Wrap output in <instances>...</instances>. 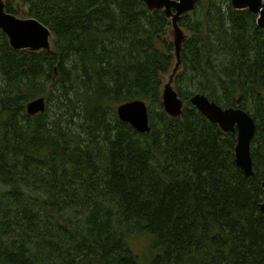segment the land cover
<instances>
[{
	"label": "trees",
	"instance_id": "obj_1",
	"mask_svg": "<svg viewBox=\"0 0 264 264\" xmlns=\"http://www.w3.org/2000/svg\"><path fill=\"white\" fill-rule=\"evenodd\" d=\"M53 33L15 50L0 29V264H264V33L231 0H199L175 89L172 22L144 0H17ZM6 10L16 14L14 2ZM202 93L256 120L254 173L236 132L190 103ZM45 96V112L26 105ZM147 102L151 130L117 107Z\"/></svg>",
	"mask_w": 264,
	"mask_h": 264
},
{
	"label": "water",
	"instance_id": "obj_2",
	"mask_svg": "<svg viewBox=\"0 0 264 264\" xmlns=\"http://www.w3.org/2000/svg\"><path fill=\"white\" fill-rule=\"evenodd\" d=\"M199 0H144L150 11L162 10L170 19L175 35V54L177 62L169 74L168 82L162 87V103L166 113L172 118H178L184 112L185 103L175 89V78L181 69V49L187 39L185 31L180 26V19L189 13H193ZM237 10H249L257 16V24L264 33V0H231ZM28 15V13H27ZM0 29L7 36L11 47L15 50H30L40 52L51 50V38L53 33L49 27L35 17L20 18L17 14L6 10L5 0H0ZM209 121L219 125L224 132L237 133V145L235 147L236 164L246 175L254 173L252 159V141L256 131V120L249 111L240 107L224 108L207 95L197 93L190 99ZM30 115H36L46 111L47 100L45 96L31 100L26 105ZM117 113L121 121L129 123L140 133L151 130L149 107L146 101L136 99L123 103L117 107ZM264 195V182H262ZM264 214V199L260 205Z\"/></svg>",
	"mask_w": 264,
	"mask_h": 264
},
{
	"label": "rangeland",
	"instance_id": "obj_3",
	"mask_svg": "<svg viewBox=\"0 0 264 264\" xmlns=\"http://www.w3.org/2000/svg\"><path fill=\"white\" fill-rule=\"evenodd\" d=\"M6 1L7 0H5V2ZM10 1H13L14 2L15 8L17 9L16 14L18 15V17H20V18H25V17H28V16L31 17L30 15H27V13H29V7L28 6L22 4L21 2H19L17 0H10ZM172 31H173V26H172L171 34L170 35H171L172 41L174 42L175 35H173ZM185 35H186V37L188 35V33L186 31H185ZM173 37H174V39H173ZM52 40H53V37L51 38V41ZM168 80H169V75H166L164 77V82H163L164 84L163 85H165L168 82Z\"/></svg>",
	"mask_w": 264,
	"mask_h": 264
},
{
	"label": "flooded vegetation",
	"instance_id": "obj_4",
	"mask_svg": "<svg viewBox=\"0 0 264 264\" xmlns=\"http://www.w3.org/2000/svg\"><path fill=\"white\" fill-rule=\"evenodd\" d=\"M237 10V9H236ZM253 14V13H252ZM257 17V16H256Z\"/></svg>",
	"mask_w": 264,
	"mask_h": 264
}]
</instances>
